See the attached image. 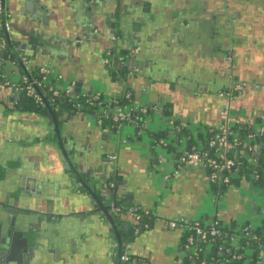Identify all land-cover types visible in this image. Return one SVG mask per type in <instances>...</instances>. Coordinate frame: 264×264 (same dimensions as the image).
Instances as JSON below:
<instances>
[{"label":"flooded vegetation","instance_id":"af4514ba","mask_svg":"<svg viewBox=\"0 0 264 264\" xmlns=\"http://www.w3.org/2000/svg\"><path fill=\"white\" fill-rule=\"evenodd\" d=\"M77 1L86 3L88 16L95 13L90 23L93 28L92 33L99 31L97 21L100 23L103 21L101 25L105 29L107 41L100 55V63L109 80L118 85L119 92L116 96L108 98L100 92L82 93L80 86V91L76 93V82H74L72 98L71 96L66 98L68 107L59 105L58 102L63 97H58L50 105L58 121L57 125L61 128L60 138L65 148L71 147L73 142L63 135V121L78 114H90L96 119L95 112L89 111L91 107L82 109L77 107L83 96L92 97L94 94H99L103 101L111 99L118 102V98L129 100V103L123 106L127 109L149 106V109H146L148 120L145 128L138 136L137 128L134 126V135L138 137L153 135L150 132L151 122L160 118L164 128L152 138V144L156 143V147L167 149L165 146L168 135L176 138L175 140L178 137L185 140L181 128L190 132L194 139L202 136V130L207 131L212 128L204 127L199 123L190 126L173 121L172 104L174 103L170 101V95L162 90V83L157 86L153 83L154 78L160 81H172L171 87L174 90L169 93H174L175 101L189 97L193 102L189 100L188 103L208 104V96L217 97L221 103L219 111L221 122L223 121L221 113L225 106H228V119L232 127L240 123L250 133L264 127V111L252 108L249 117L252 113L254 116L249 120L246 117L248 114L244 109L242 110L239 103V99L248 93L264 94V0H198V2L195 0H76L75 2ZM194 5L198 9H194ZM88 9L91 11L89 12ZM7 23H9L8 19ZM7 33L12 34L14 44L17 39L24 38L21 32L18 34L12 31L10 24ZM32 39L31 37L26 44L34 45ZM82 41L84 43V40ZM41 45H48V39L42 40ZM9 52L7 45V56L10 55ZM7 56L5 58L8 62ZM19 56L21 58L25 54L21 51ZM11 61L15 62L11 68L19 71L15 59L11 58ZM35 68L36 65L33 69ZM53 75L52 71V78ZM3 79L4 82H0V88H3L2 91L0 89V206L2 207L0 222L5 221L6 224L2 228L1 238L6 235L8 222L12 228L10 237L13 238L14 235L8 263L62 264L63 259H67L69 254L75 252V245L78 242V245L84 244V240L87 243L86 239L91 231L90 212L94 208L92 207L94 201L74 179L70 188L61 181L64 176L70 177L71 174L69 169L65 170V175L60 172L63 167L65 169L67 167L45 105H36L23 94L15 93L11 84L17 80L9 81L6 73ZM140 80L146 83L138 85ZM147 92L157 94V101L152 99L145 105L139 103L138 96L146 95ZM21 97L26 99L23 108L19 107ZM11 98H14V101L11 102ZM209 103L212 105L211 102ZM113 107L115 106L111 105L110 109ZM96 108H101L100 111L104 109L103 105ZM170 109L172 112L169 113ZM39 110H45L46 114L43 115ZM58 111H61V114H58ZM16 115H22L20 117L23 120L26 118L25 120L37 121L38 125L43 123L45 129L39 125L37 130L42 135L46 133L44 140L41 142L21 140L22 134L16 129L13 130L15 126H12ZM168 124L172 127L167 128ZM96 125L102 127L97 122ZM168 129L175 135L166 134ZM76 144H73V149L75 155L79 157L81 153ZM41 153L49 163L38 161ZM263 158L264 153L260 158L262 163H264ZM80 177L85 178L82 174ZM254 178L252 174L244 182L247 183L248 192L258 196L260 200H250L248 210L252 209V204L257 210L259 206L264 205V182L259 181L254 184L252 183ZM253 187H257V190ZM77 196L86 197L88 201L82 203L81 210L74 211L72 205ZM64 197L69 198L68 202L66 201L67 205L64 203L66 199ZM114 203L113 201L112 204ZM78 225L80 226L78 230H71L72 226ZM147 225L143 231L151 224L147 222ZM131 227L132 230L123 241L124 244L130 245V249L133 244L131 238L140 234L134 233L136 228H139L137 223ZM23 238L28 240V246L25 245ZM62 238L64 239L61 240ZM35 240L38 243L37 248L32 249ZM30 249L33 257L28 258L29 254L26 250ZM18 259H21L20 262H17ZM129 264H138V262L130 258Z\"/></svg>","mask_w":264,"mask_h":264},{"label":"crops","instance_id":"0c3cea01","mask_svg":"<svg viewBox=\"0 0 264 264\" xmlns=\"http://www.w3.org/2000/svg\"><path fill=\"white\" fill-rule=\"evenodd\" d=\"M27 1L30 0L6 1V15L12 31L20 34L18 31L20 29L23 35L26 36L27 34L23 38L25 44L29 43L31 37L38 41L35 49L34 45L26 44L25 56L31 58L36 66L40 64L49 65L54 74L53 79L57 80L58 84L76 82L80 84V92L82 93L92 91L100 92L108 98L116 96L119 87L109 80L100 63V55L105 49L107 41L105 29L101 25L103 21L101 23L97 21L99 31L92 33L93 28L90 24L86 27L81 25L83 13L87 11L86 3L78 1L77 3L76 0H37V3L39 2L43 7L41 11L43 16H39L36 1H33L32 5L26 4ZM195 1L198 2V0ZM195 5L194 9H198ZM45 38L48 39V45H43L44 49H42L40 47L42 46L41 41H44ZM9 60L11 61L10 58ZM9 65L11 64H7L4 68L6 78L11 82L18 80L21 73L23 74L22 70L19 68V71H15ZM152 81L156 86L162 83V90L170 95V101L175 104H172L173 121L176 120L179 124L186 123L190 126L199 123L204 127L211 126L212 128L221 124L219 115L221 103L217 97L208 96V104L188 103L191 100L189 97L175 101L174 93H169L174 90L171 87L172 81H160L158 78H154ZM143 82L140 80L137 84L140 85ZM0 89L3 90V88ZM152 99L156 100L157 94L147 92L146 95H140L137 98L138 102L144 105ZM191 101L193 102V100ZM239 103L242 110L244 109L245 113L248 114V116L246 115L247 119L252 120L253 113L249 117L252 108L264 111V94L261 92L248 93L239 99ZM22 115H16V120H13L12 125L15 126L13 130L16 129L22 134L21 140L24 139L28 142L44 140L46 133L42 135L37 130L39 125L45 129L44 124L38 125L37 121L25 120L26 118L23 120L20 117ZM95 120L90 114H78L67 119L63 121V135L78 145L81 156L77 157L78 167L74 166L78 170L80 168L85 169L82 173L83 177L89 175L90 179L95 177L104 185L106 190L118 184L123 194L120 198L127 200L130 196L131 206L153 212L154 217L150 222V227L134 238L132 248L129 251L138 264L182 263V250L180 248L182 230L167 227L163 220L177 218H184L186 221L199 218L207 220L209 217L216 216L218 220L227 224L239 221L236 220L239 214L244 218L248 215L244 210L249 205V199L242 195V191H248L247 183L243 181L241 185H236L241 186L242 189L240 190L232 185L225 188L222 196L226 192L225 198L227 199H223L228 203L222 206L219 203L222 196L219 191L215 192L210 186L206 171L202 166L177 167V156L175 155L181 152L185 140H181L177 146L176 138L168 135L167 140L172 145L173 152L163 147H154L152 138L164 128L160 118L151 122L150 132L153 135L148 137L132 135L134 134V124L121 123L115 128H103L98 127ZM205 132L207 131H201L202 134ZM128 136L129 138H127ZM123 140L126 142L122 143ZM11 142L16 143L14 140ZM112 155L116 157L115 161L109 160ZM39 157V162L49 163L43 153L39 154ZM167 173L172 174L173 178L166 183L163 176ZM96 191L101 194L100 189ZM218 195L220 197L216 200ZM82 197L79 198L78 196L79 199L77 200L74 198L72 205L74 209L71 207L72 210H81L82 203L88 201L86 197ZM64 198H66L64 203L67 205L69 198ZM212 204L213 213L206 214L212 208ZM92 207L95 208V205L92 204ZM254 211L255 207H252L249 213L254 214ZM125 217L126 221L130 222V226L137 223L130 215L125 214ZM89 232L85 247L81 243L78 245V242L75 245V252L68 255L72 257L71 262L76 261L77 264H115L114 258L117 252L115 243H109V241L101 238V234L96 229ZM256 264H264V251Z\"/></svg>","mask_w":264,"mask_h":264},{"label":"built area","instance_id":"2783aa9c","mask_svg":"<svg viewBox=\"0 0 264 264\" xmlns=\"http://www.w3.org/2000/svg\"><path fill=\"white\" fill-rule=\"evenodd\" d=\"M1 3V0H0ZM8 31V23L3 22L1 17V4H0V77L4 76V68L7 64L9 66L15 65V62H7L4 52L7 51V41L4 38V33ZM21 62L25 67L26 72L20 75L19 79L11 84L15 93L23 94L25 97L30 99L34 104L39 106H44L46 100L48 105L55 102L58 97L68 98L73 95L74 92V82H67L65 84H58L57 80L52 78V70L47 64H40L34 68V62L31 58L27 56H22L20 58ZM34 72L36 75H34ZM39 91V92H38ZM103 105V110H98L96 106ZM114 105L113 109H108ZM78 108H95V118L97 124L101 125L102 118L109 117L110 120L117 123H130L136 126V134L139 136L142 130L146 126L147 122V110L146 108L139 109V113L142 114L143 118L138 120V115L134 116L131 111L121 105H118L116 100L103 101L99 94H94L92 97H84L81 99L80 104L77 105ZM99 112L103 115L100 117ZM105 114V116H104ZM223 121L219 126L214 129L207 130L206 134H209V138L205 143L207 151H202L201 142L198 145L191 146L190 148H182L180 154L177 157V167H198L202 166L207 175V180L210 186L216 187L217 191L220 192L221 196L223 194L224 188L229 187L232 180L237 178L240 170V162H238L234 155L236 154L235 146V133L231 122L228 119V106H225L223 112L221 113ZM263 137L264 138V127L254 130L252 133V139ZM129 138V136L127 137ZM252 139L248 138L247 142ZM205 140V139H204ZM164 141V140H163ZM161 141V143H163ZM123 140L122 143H125ZM165 142V141H164ZM186 144V141H185ZM257 146V145H256ZM255 145L247 144L245 146V151L249 154L250 159L254 161L256 158L257 151ZM259 146L264 148V141H262ZM111 161H115L116 157L114 155L110 156ZM256 178L258 175L254 172L253 174ZM173 175L170 173L164 174V182L172 180ZM237 185V184H236ZM235 185V186H236ZM220 189H224L220 191ZM220 195L215 198L216 200ZM125 212L130 215L136 222L139 229L142 227L146 228L148 217H154L151 210L142 209L137 206H129L125 209ZM254 214H248L250 218H245L240 222H234L235 230L231 235L228 236L229 243L236 246L239 249V242L241 239L252 240L254 244H260L263 246L264 251V205L259 206V210L255 209ZM146 218V219H145ZM221 221V220H219ZM163 223L171 229H180L182 232L189 229L190 234L187 236L184 242H181V258H187L188 260H194L192 264L200 260L199 264H206L207 260L201 257L200 254H205L209 252L210 243L209 240L224 236L226 233H222L221 228H218V219L216 216L209 217L207 220L199 221L198 219L185 220L184 218H177L172 220H163ZM225 224V223H224ZM260 229L259 234L253 233L255 229ZM201 244V246H199ZM124 249L120 256V261L122 264H129L130 261V245L124 244ZM116 248V245H115ZM114 248V249H115ZM228 252V250H227ZM261 252V253H262ZM261 256V255H260ZM235 260H241L243 256L241 254H234L232 256Z\"/></svg>","mask_w":264,"mask_h":264},{"label":"water","instance_id":"95a60500","mask_svg":"<svg viewBox=\"0 0 264 264\" xmlns=\"http://www.w3.org/2000/svg\"><path fill=\"white\" fill-rule=\"evenodd\" d=\"M7 0H1V17L3 22H7L6 19V11H7V4H6ZM33 1L37 0H30L27 1L26 4H33ZM38 7L36 8L40 14L39 16H43L42 14V9L43 7L41 6V4H39V2L37 3ZM90 12V11H89ZM89 14L84 11L83 13V21H81V25H84L85 27L91 23V21H93V16H95V13L93 12L91 15L92 16H88ZM122 21L124 19H121ZM9 24V23H8ZM112 26H114V24H112ZM83 27V26H80ZM19 32L20 29L18 30ZM111 34H113L111 32ZM23 35V34H22ZM25 37V35H23ZM4 38L7 41V45L9 47V53L10 55L7 56V53H4V56H7L8 58H14L15 61L17 62L19 68L22 70V72H26L25 67L23 65V62H21L20 60V56H19V52H23L26 54V44L22 39H17L16 43L14 44V40L12 39V34L11 33H4ZM31 42L34 44V49L36 47L37 44V40L36 39H32ZM42 49H44L43 45L40 46ZM80 91V84L76 83V89L75 92L78 93ZM39 92V91H38ZM21 103L19 104L20 108H23L24 104H25V98L21 97L20 98ZM43 100L45 101V107L46 110L52 120V125L54 127L55 130V134L57 136V140H58V145L60 150L62 151L63 154V159L65 161L66 164V169L63 167L61 169V173H63L64 175L66 174L65 170L69 169L70 170V177L68 175L64 176V178H62V182L64 185H66L68 188H70L73 185V179L78 182L80 184V186H82V189L89 195L92 197L93 201H94V205L95 208L92 209V211L90 212V223H91V232L92 230L94 231L95 229L97 230V232H99L101 234V238H104L105 240L109 241V243L113 242L115 243L116 247H117V253L115 256V264H121L120 261V256L122 254V246L124 245V238L128 235V233L132 230V227L130 226V222L126 221V217L125 214H127L125 212V209L128 208L130 205V196H128L127 200L120 198L121 196H123V194L121 193L118 184H115L114 187L112 188H108V190L105 189L104 185H102L99 181H97V179L94 177V179H90V175L86 176L84 179L80 177V174H82L85 169L84 168H80V170H78L76 167H78V163H77V156L75 155V151H74V143H71V147L68 146V148L64 147L63 144L61 143V138H60V133H61V128L57 125L58 121L55 117L54 114V110L53 108L48 105V103L46 102V100L43 98ZM10 101H14V98H11ZM18 101V100H15ZM172 112V109L169 110V113ZM58 114H61V111H58ZM134 116L137 115L136 112H134L133 114ZM162 116V115H161ZM167 119H169L167 117ZM167 128H171L172 125L168 124L166 125ZM233 130L235 129V127L232 128ZM172 130H167L165 133L166 134H172L175 135L174 132H170ZM181 138L178 137L177 138V146L180 144ZM156 146V143L154 144V147ZM17 147V146H16ZM76 147L78 148V145L76 144ZM75 147V148H76ZM19 150H21L20 147H18ZM68 150V152H67ZM166 150L168 151H174L173 147L171 149L167 148ZM177 156V155H175ZM256 158L257 160H260V154H256ZM263 162H264V158H263ZM76 165V167L74 166ZM91 180H93V183H91ZM99 180V179H98ZM243 182V181H242ZM242 183H237V185H241ZM108 186V185H107ZM97 189L101 190V194L97 193ZM103 190V191H102ZM250 192V191H249ZM120 195V196H119ZM81 198V197H79ZM78 196L76 197V200L79 199ZM83 198V197H82ZM81 200V199H80ZM82 201V200H81ZM113 201L115 202L114 204ZM252 207H255L254 204H252ZM2 211V207L0 206V217H1V212ZM15 223V222H14ZM5 221L0 222V238L2 235V228L4 227ZM9 226L7 225V229H6V235L4 237H2L0 239V264H10L8 263L10 261L9 258V252H10V248H11V240L13 242L14 240V235L13 238H11V225L10 222H8ZM12 224V223H11ZM6 225V224H5ZM94 225V226H93ZM73 227V228H72ZM71 230H75V229H79V225L77 227L72 226ZM152 227V226H151ZM81 230V229H80ZM79 230V231H80ZM143 232V228L141 227L139 229V233ZM17 233V232H15ZM13 233V234H15ZM20 233H18L19 235ZM8 238V239H7ZM64 238H62L61 240H63ZM45 241V243H48L47 240L43 239ZM60 240V241H61ZM87 240V239H86ZM131 240L133 241L134 238H131ZM23 241L25 242V245L28 246L29 242L27 239L23 238ZM66 241V240H65ZM37 242L36 240L33 241V246L32 249L37 248ZM55 245V244H54ZM85 240H84V247H85ZM32 249L30 250H26L27 253L29 254V257H33V252ZM59 252V250H56ZM26 254V253H25ZM57 254V252H56ZM57 257V256H56ZM72 257H68L67 259H63L62 260V264H77V262H71ZM21 259H18L17 262H20ZM34 260V259H33ZM64 261V263H63ZM22 262V261H21ZM16 264V263H15Z\"/></svg>","mask_w":264,"mask_h":264},{"label":"trees","instance_id":"16d2710c","mask_svg":"<svg viewBox=\"0 0 264 264\" xmlns=\"http://www.w3.org/2000/svg\"><path fill=\"white\" fill-rule=\"evenodd\" d=\"M34 75L35 72H34ZM0 82H4L3 77H0ZM118 105L124 106L126 104L129 103V100L126 101L124 99H120L118 98ZM32 102V101H31ZM33 103V102H32ZM59 105H62L64 107H68V101L66 100V98H62L61 100H59ZM57 104V102L55 103ZM144 108H146L147 110L149 109V106H143ZM95 109V108H94ZM94 109L91 107L89 108L90 112H95ZM98 109V108H97ZM101 109V108H99ZM98 109V110H99ZM108 109L110 110V107H108ZM132 114H134V112L137 113L138 115V120H141L143 118L142 114H140L138 111L139 109H135L134 107H130L128 108ZM40 113H42L43 115L46 114L45 110H39ZM148 113V112H147ZM100 117L103 115L102 112H99ZM105 116V114H104ZM119 123L117 122H113L112 120H110L109 117H104L102 118V127H107V128H114L118 125ZM233 127H235V129L233 130L235 133V146H236V154L234 155L235 159L240 162V170H239V174L237 176V178L233 179L230 185H236L237 183H241L242 181H245L246 179H249L250 176L252 174H254V172L258 175V177L252 180L254 184L259 183V181L264 182V163H262V159L260 160H254L252 161L250 159L249 154L245 151V146L247 144H252V145H257V151L259 152L260 156H263L264 153V148H261L259 146V144L264 141L263 137H257L254 139H252V133L249 132V130L247 128H245V126H242L240 123H236ZM183 131V135L186 137L185 141H186V147L190 148L191 146H195L198 145L199 142H201V148L202 151H207V148L205 147V143L208 138H209V134H202L201 137L194 139L191 136L190 132H187L186 129L181 128ZM214 129V128H211ZM180 134V132L178 133ZM164 137V136H163ZM250 138L252 139L250 142L246 143V140ZM159 139V138H158ZM163 139V138H162ZM205 139V140H204ZM167 140V139H166ZM172 145L170 143H168L167 140V145L165 146L166 148H170ZM172 148V147H171ZM180 154V152L177 153V157ZM260 157V158H261ZM261 178V180H259ZM227 188V187H226ZM214 191L216 192L217 189L216 187L213 188ZM225 189V188H224ZM224 189H220V191H223ZM146 219V218H145ZM153 219V217H148V219H146L145 222H151ZM199 221H202L204 219L199 218ZM140 224V223H139ZM138 224V225H139ZM218 228H221L222 233H226L227 236H221L218 238H215L213 240H209L210 243V249L208 253L205 254H200L201 257H204L207 260L206 264H256L257 260L259 259L261 252L263 250V244H254V242L252 240H246V239H241L239 242V249H236L235 245H232L229 243V238L228 236L231 235V233L234 232L235 230V226L233 222H229V223H223L222 221L218 220ZM261 230L260 229H255L253 233L259 234ZM190 230H184L182 232V238H181V242H184L185 239L187 238V236H189L190 234ZM199 246H201V244H199ZM228 250V252H227ZM234 254H241L243 256V258L241 260H235L232 258V256ZM131 259H134L133 256H130ZM192 262H195L194 260H188L186 257L183 258L182 263L181 264H192ZM200 260H198L196 263L199 264Z\"/></svg>","mask_w":264,"mask_h":264},{"label":"rangeland","instance_id":"374dc122","mask_svg":"<svg viewBox=\"0 0 264 264\" xmlns=\"http://www.w3.org/2000/svg\"><path fill=\"white\" fill-rule=\"evenodd\" d=\"M132 135H134V134H132ZM237 187V190H240V189H242L241 188V186H236ZM253 189H255V190H257V187H253ZM225 195H226V192H224V195L220 198V200H219V203L223 206V205H225L226 203H228V201H226L225 199H227V198H225ZM242 195L243 196H245V197H247L248 199H249V202H250V200H256V201H258V200H260L259 199V197L257 196L256 197V195L254 196V195H252V194H250L248 191H242ZM223 198H225V199H223ZM229 200V199H228ZM220 206V205H219ZM213 209H214V207H213V204H212V208H210L208 211H207V213L206 214H211V213H213ZM249 205H247L246 206V208H245V210H244V212L245 213H248L249 212ZM249 214V213H248ZM243 217V216H242ZM241 217V214H239L238 215V217H237V219L236 220H239V221H237V222H240L241 221V219L243 220V219H245V218H250L249 216H245V218L243 217L242 218ZM139 232V228H136V230L134 231V233L136 234V233H138Z\"/></svg>","mask_w":264,"mask_h":264}]
</instances>
